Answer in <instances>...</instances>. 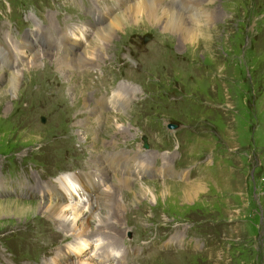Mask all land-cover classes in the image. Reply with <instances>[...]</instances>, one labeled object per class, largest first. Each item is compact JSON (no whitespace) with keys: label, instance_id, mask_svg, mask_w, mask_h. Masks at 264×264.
Segmentation results:
<instances>
[{"label":"rangeland","instance_id":"obj_1","mask_svg":"<svg viewBox=\"0 0 264 264\" xmlns=\"http://www.w3.org/2000/svg\"><path fill=\"white\" fill-rule=\"evenodd\" d=\"M117 1L0 0V264H264V0H190L210 13L198 30L208 48L201 35L129 23L103 51L93 46V66H74L71 43L88 49L91 25L122 12ZM27 37L56 58L33 62ZM16 71L17 91L6 93ZM115 96L125 109L99 104ZM173 164L191 177L132 173ZM69 173L98 179L110 195L99 212L116 211L105 224L89 219L75 252L72 229L42 210L55 203L51 181ZM66 180L72 224L89 198ZM196 181L202 191L185 199Z\"/></svg>","mask_w":264,"mask_h":264},{"label":"bare ground","instance_id":"obj_2","mask_svg":"<svg viewBox=\"0 0 264 264\" xmlns=\"http://www.w3.org/2000/svg\"><path fill=\"white\" fill-rule=\"evenodd\" d=\"M118 2L119 1H117L116 3H118ZM196 2H197V0H195V3ZM209 2H211V0H209ZM119 3L124 4L123 10L117 16H115L113 18L111 16V18H110L111 22L109 24L105 23L106 25L103 24L102 26H98V27L91 25V27H93V30H94V34H93L94 39L92 42L88 43V45H89L88 49L80 51V48L77 49V47H79V45H80L79 43L78 44L74 43V42L71 43V46H73L74 53H73V58L70 59L69 61H71L74 66L83 67V68L93 66L94 62L92 61V58H94V57L97 58V56L95 55L94 47L98 48L99 52H100V50L103 51V48H105V47H104V45H101L100 41L110 42L111 36H113L114 33H116V31L122 30L125 27H126L125 29L127 30L128 29L127 25L129 23H132L131 25H135L136 27L141 26V24H143V26H144V24H145V26H148V27L159 28L161 30H164L165 33L166 32H170L172 34L179 33L181 35V40L185 41L186 39H191L193 36H196V37L198 35L200 36L201 34H200V32H198V30L202 27V25H207L208 21L211 20L210 13L203 12V10H201L202 7H200V6L197 7V5H194V7H190L192 5L190 3V0H187L188 4H186V6L190 7V12H187V13H185L183 10L181 11L179 9H178V11H181V12L176 11L177 9L173 7L172 3H170L168 6H165L166 4H164V3H167L166 0H121V2H119ZM202 6H204V5H202ZM161 11H162V13H160ZM123 12H124V14H123ZM185 14H187V16L190 15L189 21L187 20V22H184L185 19H183ZM208 33L209 32H207L205 30L202 33L201 38H200V39H203L204 46H206V48H208V42L210 40L209 39L210 35ZM27 38L28 39H24L25 42L22 45V48L26 50L25 52L29 54L28 56H30V58L33 62L37 58H39L40 56H42V57L43 56H53V57L56 56V54L50 53V52L46 51L45 49L39 48L37 46L35 47L34 45H32L33 41L29 37H27ZM211 40H212V38H211ZM193 42H195V41H193ZM198 42L194 43L192 47H196ZM187 44H192V43H187ZM67 45H69V44H67ZM67 61L68 60H66V62ZM1 73H2V71L0 70V74ZM2 75H4V77H6L4 73H2ZM7 77H8L7 82H8L9 89L5 90V92L6 93L16 92L17 87H18V83L20 81L19 80L20 77L18 76V72L17 71L12 72ZM0 93H2V92H0ZM1 96L2 95H0V98H1ZM117 98H118L117 96L113 97L111 102L113 104L114 103L115 104L124 103V102H118ZM118 99H121V98H118ZM124 99L125 98H123L121 100L123 101ZM111 117H113V116L111 115ZM102 121H104V123H107V122L112 123L113 119L109 120V118H107L106 120L104 119ZM118 121L119 120L116 118V122H118ZM109 130L112 132L110 127H109ZM95 144L96 143L92 140L91 145H95ZM98 165L101 168L103 167V166H101V161L98 162ZM106 175H107V173L105 174V178H107ZM67 176L70 179L72 185L79 187V191H78L79 194H80V191H86L89 196L91 194L93 195L91 198L87 199L88 202L85 206V210L81 213L80 216L78 215L76 217V219H74L72 221V224L65 222V220H68V217H69L68 215L71 214L70 213L71 208H72V210H74V207H75L74 205L66 204V202H69V197H74V195L71 193V191L67 190V187H66L67 184H65L68 182L66 180ZM196 182H198V181H196ZM201 185H202V183L198 182V183L191 185L190 189H187V188L184 189L183 188L182 192H184V194H182V196L185 199H187L188 197L191 198L194 194V190L195 191H202ZM58 186H59V188L53 190L59 194L58 198H57L58 201H55L54 204H50V206H46V207L43 206L44 208H42V210L47 212V215H50L54 221H59L62 224V227L66 226V227L72 229L73 232L71 235L74 237V239H76L78 241L77 245L81 244V245H79L73 249V251L75 252L76 250H79L80 248H84V246L89 241L90 233H91L90 230L93 227H92V223L88 222V220L91 219L95 222L97 221V223L105 224L104 222H106V220L108 221V218L110 216L116 215V211L112 215H109L108 212L107 213L103 212L104 214L100 213L99 209L101 210L105 207H107L109 209V206H108V203L110 200L109 192L104 191L101 188L96 189L95 186H93L92 184L88 185L87 182H85L84 184H81L74 176L65 175L64 177L60 178ZM49 188H50V186H49ZM90 188H92V189H90ZM137 188H138L137 191H135V193L137 195H135V196L142 194L144 191L142 189H139V187H137ZM94 199H96V200L99 199V201H96V200L94 201ZM25 208L23 209L22 207H18L15 210V212L18 215H19V213L22 214L23 211L26 210ZM107 208H105V209H107ZM10 210H11V208H10ZM117 215H119V214H117ZM102 250H104V248ZM66 264H73V262H67Z\"/></svg>","mask_w":264,"mask_h":264},{"label":"water","instance_id":"obj_3","mask_svg":"<svg viewBox=\"0 0 264 264\" xmlns=\"http://www.w3.org/2000/svg\"><path fill=\"white\" fill-rule=\"evenodd\" d=\"M169 128H172L173 126H168ZM144 141V147H147L146 143V139L143 140Z\"/></svg>","mask_w":264,"mask_h":264}]
</instances>
